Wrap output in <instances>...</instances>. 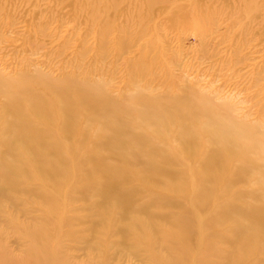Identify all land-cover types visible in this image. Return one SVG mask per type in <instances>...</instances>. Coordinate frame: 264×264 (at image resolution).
Masks as SVG:
<instances>
[{
	"label": "rangeland",
	"instance_id": "obj_1",
	"mask_svg": "<svg viewBox=\"0 0 264 264\" xmlns=\"http://www.w3.org/2000/svg\"><path fill=\"white\" fill-rule=\"evenodd\" d=\"M78 84L91 88L99 102L110 96L117 105L137 108L140 99L162 105L183 96L200 102V109H216L219 118L238 119L253 132L234 150L223 147L218 174L236 177L229 186L233 193L264 188V172L247 166V160H264V0H0V141L7 136V90H17L18 104L32 111L35 101L56 105L61 96L54 88L74 93ZM82 98L73 96L77 104ZM54 119L60 132L65 117L56 111ZM183 120L181 114H168L157 122L159 135L169 138L166 146L179 153L181 145L174 138ZM75 121L88 128L87 138L94 136L97 123L90 124L84 115ZM188 121L201 135L200 125L208 120L197 116ZM145 122L137 128L148 129ZM198 146L210 145L202 137ZM35 147L18 145L13 154L30 158ZM4 149L0 143V155ZM10 164L16 165L15 179L24 186L46 181L43 188L49 186L52 196L45 202L40 187L32 192L10 189L0 196V264H173L177 257L190 264L192 251L198 250L197 237L188 239L189 247L181 242L168 249L179 238L165 216L178 214L182 206L158 199L150 211L132 210L122 219V206L115 201L100 207L98 196L84 199L75 189L80 182L74 180L83 173L77 161L62 163L63 174L52 181L45 173L20 172V161ZM26 164L33 172L36 163ZM238 169L240 175L235 174ZM193 177L185 172L175 180L157 175L152 189L169 200L191 196ZM154 197L152 190L144 191L137 203ZM216 206L209 201L202 215L209 217ZM119 227L130 233L122 235ZM214 252L205 250L216 261ZM197 263L202 264L201 258ZM233 263L238 264L236 257Z\"/></svg>",
	"mask_w": 264,
	"mask_h": 264
},
{
	"label": "bare ground",
	"instance_id": "obj_2",
	"mask_svg": "<svg viewBox=\"0 0 264 264\" xmlns=\"http://www.w3.org/2000/svg\"><path fill=\"white\" fill-rule=\"evenodd\" d=\"M53 91L61 96L55 106L35 101V104L32 102V111L18 104L17 90L6 91V104L9 108L6 115L9 117L4 122V131L7 136L0 143L5 146L4 151L10 154L3 152L4 154L0 155V196H5L10 189L32 192L38 187L42 188L40 196L45 202H48L47 197L52 196L49 186L43 188L46 181H41L42 184L38 187L29 188L24 186L22 181L15 179L16 165L10 164L11 161H20L19 171L27 176L45 173L49 176V181L63 174L60 166L62 163L70 166L77 161L83 173L74 180L75 183L80 182L75 189L83 194L84 199L98 196L96 204L100 207H108L115 201L122 206V219L132 210L150 211V205L158 199V202L163 200L162 204L184 207V210L176 215L169 212L165 216V219L173 224L179 238L178 243L171 242L168 249L171 252L172 245L174 247L181 242L189 247L188 239L197 237L195 247L198 250L195 253L192 251L190 264H198L200 258L202 264H232L235 257L238 264H264V188L255 192L241 189L233 193L229 186L236 177L225 179L218 174L224 160L223 147L227 151L234 150L237 142L246 141V136H250L253 132L251 128L229 116L219 118L216 109H200V102L183 96L173 98L168 103L162 102V105L156 99H140V107L132 108L117 105V100L110 96L102 98L99 102L101 98H94V91L87 89L86 85L78 84L74 93L61 88H54ZM76 93L79 97L83 95L79 104L73 99ZM63 95L67 98L61 101ZM34 99L37 100V97L33 96ZM52 111L54 114L57 111L65 117L60 132H57L55 122L58 120L54 119ZM168 114H181L184 119L174 138L175 141L179 140L177 143L181 145L180 153L177 149L167 147L169 138L165 140L158 133L157 122L163 115ZM80 115L87 117L90 124L97 123L93 137L87 138L88 128L76 123L75 119ZM133 116L135 118L131 119ZM197 116H205L208 120L200 125L204 131L201 135L199 129L188 121ZM43 117L46 119L43 120ZM145 121L148 122L147 131L138 129V123L146 124ZM82 130L80 133L83 134L79 135L78 132ZM74 131L77 132L73 133ZM72 133L76 137L71 138ZM202 137L210 146L202 149L203 143L201 147L196 148ZM247 142L251 140L247 139ZM18 145L36 146L34 154L30 158L24 153L14 155ZM253 147L257 149L254 144ZM52 159L56 160L51 161ZM29 161L36 163L33 172L26 164ZM247 164L249 171L255 168L261 173L264 172V160H247ZM178 165H182L183 169H175ZM197 168H200L199 173ZM184 172L195 176L190 178L192 183L189 180L194 188L191 196H177L175 200H169L164 199L167 195H163L158 189H152V184L156 185L157 175H166L175 180ZM241 172L242 170L239 172L238 169L235 174L240 175ZM135 180L138 181L134 182ZM184 181L188 183L185 179L182 183ZM221 182L227 187L219 188ZM148 190L155 194L153 201L138 204L137 200ZM225 195L230 196L223 199ZM236 198H242V202H237ZM212 200L218 206L208 214L209 217L202 215L201 210ZM94 222L97 224V221ZM118 230L124 236L130 233L124 227H119ZM208 248L215 249L214 254L219 257L218 260H211L206 255L205 250ZM201 249V254L195 257ZM173 264H182V261L177 257Z\"/></svg>",
	"mask_w": 264,
	"mask_h": 264
}]
</instances>
